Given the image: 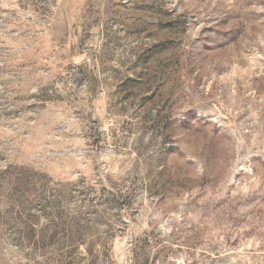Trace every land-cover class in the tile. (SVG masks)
Returning a JSON list of instances; mask_svg holds the SVG:
<instances>
[{
	"label": "rangeland",
	"instance_id": "374dc122",
	"mask_svg": "<svg viewBox=\"0 0 264 264\" xmlns=\"http://www.w3.org/2000/svg\"><path fill=\"white\" fill-rule=\"evenodd\" d=\"M0 264H264V0H0Z\"/></svg>",
	"mask_w": 264,
	"mask_h": 264
}]
</instances>
